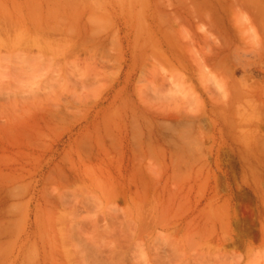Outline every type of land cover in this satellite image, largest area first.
Returning a JSON list of instances; mask_svg holds the SVG:
<instances>
[{
	"label": "rangeland",
	"instance_id": "374dc122",
	"mask_svg": "<svg viewBox=\"0 0 264 264\" xmlns=\"http://www.w3.org/2000/svg\"><path fill=\"white\" fill-rule=\"evenodd\" d=\"M0 37V264H264V0H0Z\"/></svg>",
	"mask_w": 264,
	"mask_h": 264
},
{
	"label": "bare ground",
	"instance_id": "6f19581e",
	"mask_svg": "<svg viewBox=\"0 0 264 264\" xmlns=\"http://www.w3.org/2000/svg\"><path fill=\"white\" fill-rule=\"evenodd\" d=\"M1 11H2V10H1ZM4 14H6V13H4ZM7 17H8V16H7ZM38 17H39V16H38ZM9 18H10V17H9ZM5 19H6V18H5ZM40 19H41V18H40ZM19 20H20V19H19ZM8 21H9V20H8ZM8 21H7V22H8ZM30 21H31V20H30ZM38 21H39V20H38ZM34 23H35V22H33V24H34ZM1 24H2V23H1ZM29 24H31V22H30ZM21 25H22V24H21ZM34 25H35V24H34ZM34 25H33V26H34ZM45 26H46V25H45ZM9 27H10V26H9ZM15 27H16V26H15ZM50 27H51V26H50ZM5 28H6V27H5ZM13 28H14V27H13ZM47 28H48V27H47ZM6 29H7V28H6ZM6 29L3 28V31H6ZM35 29H36V28H35ZM41 29H43V28H41ZM48 29H49V28H48ZM18 30H20V29H18ZM46 30H47V29H46ZM46 30H45V31H46ZM50 30H51V29H50ZM7 31H8V29H7ZM15 31H17V28H16ZM21 31H22V30H21ZM1 32H2V31H1ZM8 32H9V31H8ZM8 32H5V33H8ZM27 32H28V31H27ZM37 32H38V31H37ZM43 32H44V31H43ZM15 33H16V32H15ZM40 33H41V32H40ZM47 33H48V31H47ZM20 34H21V33H20ZM3 35H4V34H3ZM7 35H9V33H8ZM18 35H19V34H18ZM27 36H28V35H27ZM35 36H36V35H35ZM16 37H17V35H16ZM28 37H29V36H28ZM5 38H6V37H5ZM40 38H41V37H40ZM1 39H2V38L0 37V42H2ZM17 39H18V38H17ZM17 39L14 40V43H13V41H12V42L10 41L9 43H8V42H7V43H8V44H10V43H11V44H12V43L15 44V42L17 41ZM22 39H23V38H22ZM25 39H26V38H25ZM32 39H33V38H32ZM34 39H35V37H34ZM19 40L21 41L20 38H19ZM27 40H28V38H27ZM30 41H31V39H30ZM34 41H35V40H34ZM38 41H39V40H38ZM2 43H6V41H5V42H2ZM0 44H1V43H0ZM18 44H21V42H18ZM233 90H235V89H233ZM236 90H237V89H236ZM240 90H241V89H240ZM240 92H241V91H240ZM240 95L242 96V92H241ZM258 98H260V97H258ZM233 99H234V98H233ZM242 100H243V98H242ZM239 101H240V100H239ZM239 103H240V102H239ZM259 103H260V102H259ZM231 104H232V103H231ZM231 104H230V105H231ZM237 104H238V103H237ZM244 104H245V102H244ZM11 105H12V104H11ZM251 105H253V103H252ZM233 106H234V105H233ZM231 107H232V106H231ZM13 108H14V107H13ZM14 110H15V109H14ZM24 110H26V109H24ZM248 110H249V109H248ZM22 111H23V109H22ZM28 111H29V110H27V112H28ZM261 111H262V110H261ZM32 112H33V111H32ZM232 112H233V111H231V113H232ZM235 112H236V111H235ZM24 113H25V112H24ZM14 114H16V113H14ZM28 114H29V113H28ZM229 114H230V113H229ZM30 115H31V114H30ZM230 115H231V114H230ZM236 115H237V114H236ZM240 115H241V114H240ZM240 115H239V116H240ZM13 116H14V115H13ZM242 116H243V115H242ZM242 116H241V117H242ZM245 116H246V115H245ZM9 117H10V116H9ZM28 117H29V116H28ZM232 117H233V116H232ZM234 117H235V115H234ZM241 117H240V118H241ZM238 118H239V117H238ZM241 119H242V118H241ZM28 120H29V119H28ZM12 121H13V119H12ZM17 121H18V120H17ZM241 122H242V121H241ZM241 122H240V124H241ZM13 123H14V122H13ZM17 123H18V122H17ZM228 124H229V123H228ZM246 124H247V123H246ZM253 124H254V123H253ZM234 126H235V125H234ZM237 127H238V125H237ZM231 128H232V127H230V129H231ZM227 129H228V128H227ZM232 129H233V128H232ZM235 129H236V127H235ZM235 129H234V132H235ZM241 129H243V127H242ZM245 129H246V128H245ZM236 131H237V130H236ZM255 131H256V130H255ZM244 132H245V130H244ZM252 135H253V134H252ZM255 135H256V134H255ZM238 136H239V135H238ZM248 136H249V134H248ZM257 137H258V136H257ZM252 139H253V138H252ZM247 140H248V139H247ZM249 141H250V140H249ZM242 142H243V141H242ZM244 143H245V140H244ZM253 143H254V142H253ZM260 143H261V142H260ZM262 145H263V144H262ZM262 145H261V146H262ZM248 146H249V145H248ZM255 148H256V147H255ZM257 148H258V147H257ZM261 149H262V148H261ZM263 150H264V149H263ZM259 152H261V151H259ZM252 153H253V152H252ZM261 153H263V152H261ZM252 155H253V154H252ZM259 157H260V156H259ZM260 162H261V161H260ZM262 164H263V163H262ZM263 195H264V194H263ZM263 203H264V202H263ZM263 203H262V204H263ZM225 207H226V206H225ZM263 207H264V206H263ZM222 208H223V207H222ZM220 210H222L221 207H220V209H218V211H220ZM221 212H222V211H221ZM218 213H220V212H218ZM219 215H220V214H219ZM219 215H218V216H219ZM203 216H204V215H203ZM225 216H226V215H225ZM229 216H230V215H229ZM211 217H212V216H211ZM220 218H221V217H220ZM208 219H209V218H208ZM229 219H230V218H229ZM212 220H214V219H212ZM199 221H200V220H199ZM211 222H212V221H211ZM215 222H216V221H215ZM225 222H226V221H225ZM225 222H224V223H225ZM199 223H200V222H199ZM227 223H228V222H227ZM211 224H212V223H211ZM198 225H199V224H198ZM212 225H213V224H212ZM226 225H227V224H226ZM203 228L205 229L204 226H203ZM212 228H213V227H212ZM216 228H217V227H216ZM222 228H223V227H222ZM214 229H215V228H214ZM200 230H201V229H200ZM215 230L217 231V229H215ZM215 230H214V231H215ZM201 231H202V230H201ZM203 231H204V230H203ZM207 231H208V230H207ZM222 231H223V230H222ZM197 232H199V231L197 230ZM197 232H196V235L198 234ZM262 232H263V231H262ZM199 233H200V232H199ZM205 233H206V231H205ZM208 233H209V232H208ZM206 234H207V233H206ZM215 234H216V232H215ZM199 235H200V234H199ZM201 235L203 236V234H201ZM201 235H200V236H201ZM212 235H213V234H212ZM206 236H208V235H206ZM206 236H205V237H206ZM197 239H198V238H197ZM200 239L202 240V238H200ZM201 240H200V242H202ZM197 241H198V240H197ZM262 246H263V245H262ZM263 247H264V246H263ZM263 247H262V249H264ZM262 249H261V250H262ZM261 250H260V251H261ZM250 252H251V249H250ZM257 252H258V250H257ZM257 252H256V254H257ZM263 253H264V252H263ZM248 254H249V253H248ZM254 255H255V253H254ZM254 255H253V256H254ZM259 255H260V254H259ZM259 255H258V256H259ZM204 256H205V254H204ZM207 256H208V255H207ZM263 256H264V255H263ZM211 257H212V256H211ZM249 257H250V256H249ZM260 257H261V256H260ZM208 259H209V258H208ZM211 259H212V258H211ZM218 259L220 260V258L217 257V258H216V262H218V261H217ZM254 259H257V257H255ZM258 259H259V258H258ZM258 259H257V260H258ZM202 260H204L203 256H202ZM250 260H251V259H250ZM208 261H209V260H208ZM222 261H223V260H222ZM252 261H253V260H252ZM254 261L256 262V260H254ZM202 262H204V261H202ZM214 262H215V261H214ZM214 262H213V263H214ZM210 263H212V262L210 261ZM249 263H250V262H249ZM203 264H204V263H203ZM205 264H206V262H205ZM214 264H215V263H214ZM221 264H222V262H221ZM256 264H257V263H256Z\"/></svg>",
	"mask_w": 264,
	"mask_h": 264
}]
</instances>
